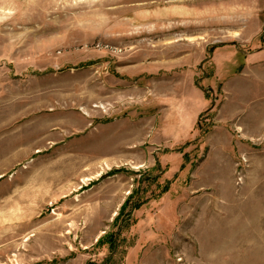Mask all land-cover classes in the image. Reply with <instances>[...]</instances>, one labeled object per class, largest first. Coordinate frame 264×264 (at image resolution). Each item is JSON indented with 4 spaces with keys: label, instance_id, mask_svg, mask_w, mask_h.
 Masks as SVG:
<instances>
[{
    "label": "rangeland",
    "instance_id": "rangeland-1",
    "mask_svg": "<svg viewBox=\"0 0 264 264\" xmlns=\"http://www.w3.org/2000/svg\"><path fill=\"white\" fill-rule=\"evenodd\" d=\"M0 264H264V0H0Z\"/></svg>",
    "mask_w": 264,
    "mask_h": 264
}]
</instances>
